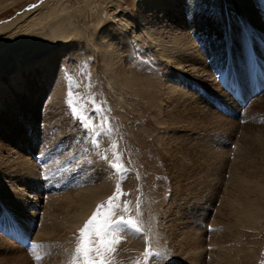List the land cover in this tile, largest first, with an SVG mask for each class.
Masks as SVG:
<instances>
[{
    "label": "rangeland",
    "instance_id": "rangeland-1",
    "mask_svg": "<svg viewBox=\"0 0 264 264\" xmlns=\"http://www.w3.org/2000/svg\"><path fill=\"white\" fill-rule=\"evenodd\" d=\"M148 3L0 0V39L31 38L56 20L73 32L65 43L30 46L38 60L16 58L19 50L0 57V264H80L79 229L117 184V215L138 219L142 231L120 234L112 264H145L146 237L166 254L147 264H264V28L255 25L252 38L244 26L228 33L226 22L244 12L238 0ZM153 38L184 56L180 64ZM69 90L98 136L73 116ZM187 102L207 110L188 114ZM240 151L250 154L245 165ZM86 189L100 196L74 224L70 197Z\"/></svg>",
    "mask_w": 264,
    "mask_h": 264
},
{
    "label": "snow or ice",
    "instance_id": "snow-or-ice-1",
    "mask_svg": "<svg viewBox=\"0 0 264 264\" xmlns=\"http://www.w3.org/2000/svg\"><path fill=\"white\" fill-rule=\"evenodd\" d=\"M30 7H35L32 5ZM67 104L70 106L72 114L81 123V126L86 130V134H90L95 137L99 133L96 131V127L92 123V117L86 115L87 109L81 105L76 106V100L71 90L68 92ZM96 110H100L99 106H96ZM107 118L101 124V128L105 127ZM110 132L111 129H108ZM93 143H96L93 140ZM116 145L113 144V149ZM116 160L120 159V154L114 152ZM111 167L116 169L117 172H124L127 169L121 163L111 164ZM54 176V174H53ZM124 193L121 190L119 184H117L116 190L108 200L102 204L97 205L96 210L84 223L83 227L79 229V236L77 239V246L74 253V261L79 260L80 264H112L110 259L111 254L116 252V245L120 243V234L124 232H131L136 234L142 231V225L138 219L125 218L124 215H117V210L120 208L118 203L120 196ZM136 217L140 216V205L136 206ZM124 211H130L128 204H124ZM146 243L149 244L142 254L145 257V264L149 257L162 258L163 255L160 251L152 250L151 241L146 237ZM43 245L38 243L31 244V248H41ZM37 261L41 259L40 256L35 257ZM139 264V262H137Z\"/></svg>",
    "mask_w": 264,
    "mask_h": 264
},
{
    "label": "bare ground",
    "instance_id": "bare-ground-1",
    "mask_svg": "<svg viewBox=\"0 0 264 264\" xmlns=\"http://www.w3.org/2000/svg\"><path fill=\"white\" fill-rule=\"evenodd\" d=\"M150 2L151 3H148V5L146 6V9H148V10L153 9L151 7L153 5H156V4H160V6H162L164 4L165 5L172 4V0H150ZM238 2L240 3V9L241 10H244V12H241L240 13L241 15L240 14L238 15V19L235 22H229L226 19L225 21H227V22H226V26L225 27L227 28L228 33L233 34V35L237 34L239 31L241 32V30H243V28L245 27L246 34L249 35L250 38H252V36L256 35V33H257V31H253L252 30L254 27L257 26L260 29L264 28V9H259L252 0H238ZM142 7H143V5H142ZM58 9H60V11L62 10L59 7H58ZM153 12H155V11L153 10ZM172 12H173V14H175V15H173L174 16V21L179 23L180 22V19H178V21H177V15L180 12L178 13V9L177 8H174V6H173ZM51 13H52L51 11H48V13H46L45 16H50ZM43 16H44V14L42 13L41 14V17H43ZM240 17L242 18L243 21H240ZM95 21H97V22L99 21V16H97V18H96ZM240 22H242V23H240ZM252 25H254V26H252ZM69 27H71V24L70 23H64V22H62L60 20H56L55 23H54V28L52 27V29L47 30V31H44L43 29L41 31H39V32H36L35 31V32H33V36L31 38L26 37L25 39L18 40V41H14L13 40L16 37L17 33H12L9 37H3L2 39H0V57H2L4 59H7L6 57L8 55H9V57H11L18 50H19L18 53L15 54V55H18V56H16V58H20V57H22L24 55L34 56L33 55V52H34L33 51V47H30V46L44 47L45 46V42L48 41V38L49 39H51V38L52 39H55V40H57V43L61 44L62 42L68 40V38L73 34V32L70 31V28ZM183 28H185V26ZM49 31H51V36H48L46 34ZM153 39L156 42V46L159 47V50L162 53V55L169 57V59L172 60L174 63L180 64L179 63V59L181 60L180 57H182L184 59V56H182L181 54H177V55H172L171 54V55H169V53L166 52L165 49L160 48V45L159 44H160V41L161 40H158L156 38H153ZM32 40H34L36 42L34 43V42H32ZM179 42H180V39L177 38L176 41H175V43H179ZM261 42L264 44V37L262 38ZM20 43H26L28 46L26 48H23V46L20 45ZM180 50L183 51L182 50V47L181 46H176V51H180ZM38 59L39 58H37L36 56H34V59H32L31 62L32 61H35V60H38ZM189 62L191 63V61H189ZM44 63L45 62H43L42 59H41L40 60V65H45ZM189 65L190 64L188 63L187 66H189ZM17 66H18V64H17ZM18 71H20V70H18V68L16 67L15 73L17 72V76H18V79H19L20 76L18 75L19 74ZM258 79H260V78H258ZM261 80H264V79H261ZM232 85L230 87L231 92L234 94V96H236L237 95V90L236 89H238L237 88V85L235 83H232ZM188 104H191L190 107H188L187 108V111H186V113H188V114H199L200 111L202 112V108L203 109L204 108L206 109L205 106H202L201 105L199 107V110H198V108H196L193 105L192 102L191 103L190 102H187V105ZM249 140L251 141V136L249 137ZM256 140H257V138H256ZM249 155L250 154H249L248 151H243V152L240 151V153L237 154V157H238L237 159L243 165H245L246 164V160H247V156H249ZM17 162H20V161L17 160ZM23 164H24V161H23ZM188 172H189V170L187 172L183 173V175H185ZM205 175H207V174L205 173ZM1 177L2 176L0 175V178ZM5 182L7 183L8 186H13V183H11L10 180L6 179ZM8 186H6L4 188L5 191L9 190L7 188ZM98 196H100V195L97 194V193H95L92 189H86L83 192H81L79 194H73L70 197V200H69L70 206L72 204H74V205L77 204V201H78V204L75 207L77 209L76 210L77 211V214L75 216L74 224L75 223H78L80 220H82V218L84 217V215L86 214V212L92 206L93 202H95V200H97ZM21 203H22L23 206L27 207L29 205V203H31V202H21ZM38 236H39V234H38Z\"/></svg>",
    "mask_w": 264,
    "mask_h": 264
}]
</instances>
